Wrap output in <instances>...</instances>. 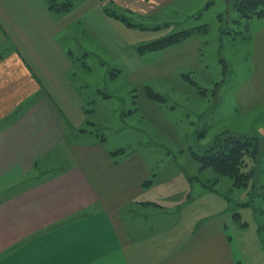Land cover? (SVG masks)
<instances>
[{
	"label": "crops",
	"instance_id": "0c3cea01",
	"mask_svg": "<svg viewBox=\"0 0 264 264\" xmlns=\"http://www.w3.org/2000/svg\"><path fill=\"white\" fill-rule=\"evenodd\" d=\"M110 1L117 14L137 21L175 0ZM103 4L86 0L61 14L44 0H0V264H241L226 226L173 245L167 224L143 223L150 216L142 207H158L139 199L154 176L137 163L125 168L105 148L104 135L78 127L109 97L102 83L110 74L105 61L95 73L86 62L78 69L69 41L80 38L85 57L92 51L77 37L79 29L98 51L114 52L110 28L139 27L106 14ZM181 44L162 49L168 61L186 55ZM140 67L133 63L128 72ZM71 96L80 103L78 122L63 98ZM77 133L92 140L70 142Z\"/></svg>",
	"mask_w": 264,
	"mask_h": 264
},
{
	"label": "rangeland",
	"instance_id": "374dc122",
	"mask_svg": "<svg viewBox=\"0 0 264 264\" xmlns=\"http://www.w3.org/2000/svg\"><path fill=\"white\" fill-rule=\"evenodd\" d=\"M233 1L175 0L149 18L133 21L134 16L125 15L141 26L136 30L122 24L110 28L114 52L109 47L98 51L90 34L78 29L77 37L86 40L84 46L92 51L85 57L77 47L80 38L69 41L73 43V56L79 60L75 65L83 69L80 65L86 62L95 73L105 61L110 76L102 88L109 97L81 121L78 98H63L74 120L79 121L78 127L93 131V135H104L105 148L121 165L132 169L137 163L147 167L150 177L154 176L151 187L145 188L139 199H152L158 207H142L143 214L150 216L143 223L167 224L174 235L173 245L226 226L235 259L241 264H262L264 232L260 235L257 228L259 223L264 224V187L258 184L254 188L251 183L242 189L235 187L229 177L217 178L211 168L199 176L207 179L202 180L203 184L213 190L187 180L199 169L192 153H201V146L212 144L228 130L250 133L261 140L260 167L264 170V14L241 17ZM181 2L185 8L179 7ZM109 8L118 15L114 7ZM75 23L80 27L79 22ZM198 25L204 29L178 42L183 43L178 47H184L186 55L168 61L162 49L142 48L172 31ZM122 39L125 44L118 42ZM133 63L142 68L129 73ZM149 90L160 99L151 97ZM91 137L89 133H77L69 138L70 142L89 143ZM260 177L264 182L263 173ZM248 200L251 205L237 203ZM135 207L139 209L140 204ZM208 214L216 215L203 219ZM258 247L261 253L256 252Z\"/></svg>",
	"mask_w": 264,
	"mask_h": 264
},
{
	"label": "trees",
	"instance_id": "16d2710c",
	"mask_svg": "<svg viewBox=\"0 0 264 264\" xmlns=\"http://www.w3.org/2000/svg\"><path fill=\"white\" fill-rule=\"evenodd\" d=\"M48 8L56 13L65 14L70 12L75 5H77L81 0H44ZM105 1V0H102ZM78 2V3H77ZM106 2V3H105ZM104 2V12L110 16H116L122 19L128 25L131 26H141L139 23H132L129 18L125 15L112 14L110 11L113 7L110 0ZM209 1L206 7L210 4ZM232 6L237 11L239 16L246 19L252 16H262L264 14V0H234ZM204 29L202 25L195 27H190L187 29H178L172 31L165 36L146 43L142 48L146 51L159 50L165 47L174 45L182 39L190 37L197 30ZM142 50V49H140ZM114 75V73H112ZM150 96L155 99H160L159 95L154 94L152 91H148ZM225 135H218L212 144L207 146H201V153H192V156L197 159L199 163V169L197 173H193L192 176H187L188 181L193 184V182L198 181L202 186L208 190H213L212 186L204 183L207 179H201L199 176L201 172L206 169H212L216 172L217 178L221 176H227L232 180V185L238 188H245L249 183L252 187L258 188V184L264 187V182L261 181L260 173L264 174L260 167L261 160V140L256 136H252L250 133L235 132L233 130L226 131ZM251 162V166L248 163ZM215 179V178H214ZM213 182V181H212ZM239 205H251V201L238 202ZM236 203V204H237ZM264 213V209L262 210ZM238 212L235 211V215L238 216ZM258 232L260 235L264 232V224L259 223Z\"/></svg>",
	"mask_w": 264,
	"mask_h": 264
}]
</instances>
